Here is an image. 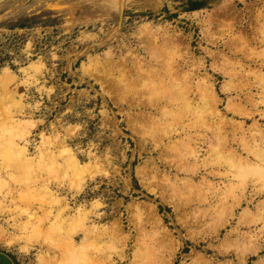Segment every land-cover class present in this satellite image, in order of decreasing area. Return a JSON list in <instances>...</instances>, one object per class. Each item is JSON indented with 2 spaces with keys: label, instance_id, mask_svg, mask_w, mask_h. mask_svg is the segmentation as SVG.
Returning a JSON list of instances; mask_svg holds the SVG:
<instances>
[{
  "label": "rangeland",
  "instance_id": "1",
  "mask_svg": "<svg viewBox=\"0 0 264 264\" xmlns=\"http://www.w3.org/2000/svg\"><path fill=\"white\" fill-rule=\"evenodd\" d=\"M191 1L196 0L0 4V129L6 128V116H13L30 132L34 159L42 138L48 139L44 147L57 158H37L34 169L53 180L51 188L66 199L69 215L78 209L87 215L91 234L76 237L86 264H102L108 257L114 263L143 264L153 255L163 264L172 258L174 264H264V223L240 227L249 219L245 212L264 203V179L247 174L242 183L218 175L228 170L209 157L207 145L200 158H174L181 143L196 134L186 126L196 119L184 118L172 128V117L165 116L182 110L174 101L179 82H189V98L198 103L199 83L206 81L221 101L230 133L233 123L245 122L228 111L233 102L255 113L244 123L247 136L255 122L264 132V85L256 80L264 75V5L235 0L234 14L213 22L208 12L230 0H199L204 6L189 11ZM250 97L257 109L248 103ZM0 145L4 167L9 162ZM69 156L84 168L82 176L63 166ZM3 178L9 183V177ZM227 195L229 207L222 210ZM203 197L208 201L202 202ZM207 208L211 215L204 218ZM44 227L34 242L0 245V251L14 256L17 264L79 260L64 257L50 225ZM97 231H103L98 241ZM250 231L258 250L244 260L248 238L236 240ZM118 239L125 249L123 261L113 248Z\"/></svg>",
  "mask_w": 264,
  "mask_h": 264
},
{
  "label": "bare ground",
  "instance_id": "2",
  "mask_svg": "<svg viewBox=\"0 0 264 264\" xmlns=\"http://www.w3.org/2000/svg\"><path fill=\"white\" fill-rule=\"evenodd\" d=\"M226 3L227 4L223 8L208 12L209 21H213L217 19V17L221 19L232 15L233 11L231 12V10L234 8L235 0H230ZM262 3L264 5V0H257V4L255 3V5L260 7ZM262 40L264 43V39ZM218 69L220 71L225 70L220 67ZM229 72L230 71L226 72V76L231 77V73ZM235 76L233 74V77ZM256 80L260 82V85H264V75H256ZM202 84L204 86H201ZM171 88L164 89L170 90ZM191 89L189 82L187 83V86L182 82H179L177 90H175L176 97L174 101L178 103L177 105H182V110L178 112V114H171V112H168L165 115L167 119L169 117L171 119L172 117V121L168 124L169 127L172 126V128L176 127V125H178L177 123L183 121L184 118L194 116L196 119L191 124L186 125L190 129V132L193 130L196 134L190 135L187 138V143H181L182 146L177 150L174 158H200L202 152H205L203 147L207 145L208 150L206 153L209 157L215 158L219 164H224L228 170L227 173H219L218 175L227 177L229 180L233 177L231 179L232 181L233 179L240 178L239 180L242 181V183H244V175L247 174L254 175L259 181L261 180L259 178L264 179V132L258 122H255L249 129L250 131H254L252 133L249 131V136H247L248 132H244L243 129L244 123H246L248 119L254 118L255 113L253 110L242 107L240 102L238 104L235 102L230 104L228 107L229 112L233 115L245 118V122L243 123H233L230 133V130L228 131V128L230 127L227 124V119H225L226 117H224L219 110L221 101L215 92L214 86L212 84H206V81L199 83L198 103H194L189 98ZM247 100L249 104L257 109L259 106L258 102L255 103L251 97L247 98ZM6 118L7 122L4 131H10L9 135L0 129V143L2 142L4 147L2 153H5L4 156L9 162L4 167L0 165V245L14 246L15 244H21L22 241H25L26 243L34 242L41 236L45 229L44 226L50 225L48 230L58 239L56 246L60 247L59 249L62 251L64 257L67 256L68 259L76 257V259H79L78 261H74L73 264H86L84 259V247L77 242L76 237L81 233H84L85 236L91 234L86 227L87 215L82 209H78L75 215H69L68 212H70V207L66 199L59 198L51 188V184H53L51 181L53 180L49 177H44L41 175V172L39 173L34 169L36 162H38L37 158H46V162L49 158L55 160V158H57L56 153L49 148L44 147L46 146L45 144L48 143V139L44 136L42 138V145L39 146L38 155L35 157L36 159L31 157L29 150L30 142L28 140L30 132H26V130L23 131L24 129H22V126L20 127V124L18 125L19 122L17 123L13 120V116H6ZM174 123L176 124L174 125ZM239 133H243V135H239L238 137L237 135ZM18 139L23 142H18ZM22 143H24V145H22ZM178 144L179 143H177V145ZM234 145L239 147L235 148ZM1 147L2 146L0 145V149ZM240 152L246 153L247 157H243ZM62 154L65 153L62 151L60 152V155ZM68 154H70V152ZM63 166L71 168L76 172L78 177L82 176L84 168L74 156H69ZM194 166L197 171L200 169L197 162ZM181 168L185 169V165L181 166ZM4 176L9 177V183L3 178ZM79 186L76 185V187ZM232 190L233 188L230 185L228 189L230 194H232ZM234 197L235 199L237 198L236 196ZM245 198L247 199L246 196ZM34 200H37V210L34 209ZM221 200L222 204H220L223 206L222 210H227L226 208L229 207V195ZM201 201L207 202L208 198L203 197ZM236 201L238 205H240L243 202V199L241 198ZM251 203H253L252 200L249 202V205H251ZM211 205L212 203L209 204V208ZM261 205L264 206V203H261ZM261 205L256 206L257 210L255 212L250 210L245 212V217H248L249 219L245 218V220H243L244 222L241 221L240 227L245 225L250 226L251 224H256L258 222L264 223V213H262L260 208ZM220 211L221 210H219V213ZM40 212L42 215H40ZM230 212L231 215L234 214L235 209ZM210 215V209L207 208L206 211L204 210V218H209ZM104 231H108L107 228ZM101 236H103V231H97L95 239L98 241V238H101ZM240 236L242 237H239L236 241H239L240 239L246 240V238H248L249 241L248 245L245 244L243 249L244 260H246L247 255L252 252H257L258 244L255 242L258 240L256 234H252V231L243 235L240 233ZM120 242V240L113 242V248L123 261L125 259V249L124 245ZM174 252V248H172L170 256H173ZM155 256L156 255H153L152 258L147 259L143 264L164 263L163 259L161 260V263L157 262ZM104 257L106 258V255H104ZM170 263L174 264L173 258L170 260ZM102 264H120V262L114 263L112 257H108L102 262Z\"/></svg>",
  "mask_w": 264,
  "mask_h": 264
},
{
  "label": "trees",
  "instance_id": "3",
  "mask_svg": "<svg viewBox=\"0 0 264 264\" xmlns=\"http://www.w3.org/2000/svg\"><path fill=\"white\" fill-rule=\"evenodd\" d=\"M203 1H191L189 11H196L204 6ZM0 264H17L16 258L9 253L0 251Z\"/></svg>",
  "mask_w": 264,
  "mask_h": 264
},
{
  "label": "water",
  "instance_id": "4",
  "mask_svg": "<svg viewBox=\"0 0 264 264\" xmlns=\"http://www.w3.org/2000/svg\"><path fill=\"white\" fill-rule=\"evenodd\" d=\"M4 1H6V0H0V4L3 3Z\"/></svg>",
  "mask_w": 264,
  "mask_h": 264
}]
</instances>
